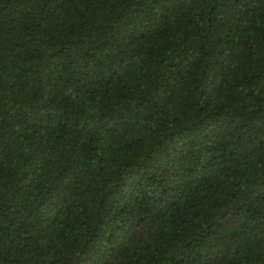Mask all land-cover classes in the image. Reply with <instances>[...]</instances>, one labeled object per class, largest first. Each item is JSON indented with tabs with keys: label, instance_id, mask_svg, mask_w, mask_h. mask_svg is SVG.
Returning a JSON list of instances; mask_svg holds the SVG:
<instances>
[{
	"label": "trees",
	"instance_id": "1",
	"mask_svg": "<svg viewBox=\"0 0 264 264\" xmlns=\"http://www.w3.org/2000/svg\"><path fill=\"white\" fill-rule=\"evenodd\" d=\"M0 264H264V0H0Z\"/></svg>",
	"mask_w": 264,
	"mask_h": 264
}]
</instances>
